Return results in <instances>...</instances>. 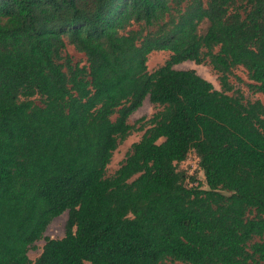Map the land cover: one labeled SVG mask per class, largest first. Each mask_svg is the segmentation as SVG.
Listing matches in <instances>:
<instances>
[{
	"label": "trees",
	"instance_id": "1",
	"mask_svg": "<svg viewBox=\"0 0 264 264\" xmlns=\"http://www.w3.org/2000/svg\"><path fill=\"white\" fill-rule=\"evenodd\" d=\"M239 67L264 94V0H0V264H264V103Z\"/></svg>",
	"mask_w": 264,
	"mask_h": 264
},
{
	"label": "rangeland",
	"instance_id": "2",
	"mask_svg": "<svg viewBox=\"0 0 264 264\" xmlns=\"http://www.w3.org/2000/svg\"><path fill=\"white\" fill-rule=\"evenodd\" d=\"M205 27L206 24L202 26V29H205ZM67 51L71 55H73L76 60H81L83 62L85 61L84 54L76 51L72 45H68ZM169 56H170V52L163 50L153 51L152 53H150L147 62L149 71H154L155 69L160 67L162 64L165 63V61L169 58ZM175 68L195 69L198 72V74H200L202 77L206 78L207 80L211 81L217 89L219 90L222 89L218 79L219 74L212 68V66L208 62L197 64L194 61H184L182 63L176 64ZM231 81L234 85V91L235 90L241 91L247 100L260 99L264 103V94L254 93L250 90L248 85L251 81L248 78L247 71L243 67H239L234 70L233 75L231 76ZM234 91L230 92V94H232ZM160 109L161 107L154 104L151 101L150 97L148 96L143 101L142 106L130 116L129 123L136 126V128L132 130L130 136H128L126 140L122 141L119 144L118 148L115 150L112 157V161L107 168L108 176L112 175L119 168L121 162L125 158L131 145L134 142L140 140V138L142 137L144 131L139 130L140 123L138 121L142 118H150L154 113H156ZM193 159L194 157L192 156L191 160ZM193 163L189 164V168L193 167ZM195 176L197 177V181L195 183L199 184L201 182L203 183L204 187H206L204 172L201 171L200 169H197V171H195ZM68 216H69L68 211H65L64 213L55 217L51 221L44 234V238L36 241L34 247L31 248L28 252L29 257L33 261L41 254L43 250V246L45 245V237L62 238L65 235ZM88 264L91 263L89 262Z\"/></svg>",
	"mask_w": 264,
	"mask_h": 264
},
{
	"label": "built area",
	"instance_id": "3",
	"mask_svg": "<svg viewBox=\"0 0 264 264\" xmlns=\"http://www.w3.org/2000/svg\"><path fill=\"white\" fill-rule=\"evenodd\" d=\"M194 157L193 160H191V157ZM194 162V163H193ZM198 162H199V157L196 153H191L188 158L182 162V168L187 171L188 174L192 175L195 173L196 169L198 168ZM193 163V167L189 168V164Z\"/></svg>",
	"mask_w": 264,
	"mask_h": 264
}]
</instances>
